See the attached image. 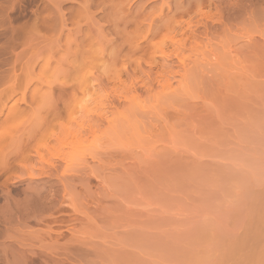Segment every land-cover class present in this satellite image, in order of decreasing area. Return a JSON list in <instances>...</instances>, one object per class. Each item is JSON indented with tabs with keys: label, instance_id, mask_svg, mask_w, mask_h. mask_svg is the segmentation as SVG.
<instances>
[{
	"label": "rangeland",
	"instance_id": "1",
	"mask_svg": "<svg viewBox=\"0 0 264 264\" xmlns=\"http://www.w3.org/2000/svg\"><path fill=\"white\" fill-rule=\"evenodd\" d=\"M263 187L264 0H0V264H186Z\"/></svg>",
	"mask_w": 264,
	"mask_h": 264
},
{
	"label": "bare ground",
	"instance_id": "2",
	"mask_svg": "<svg viewBox=\"0 0 264 264\" xmlns=\"http://www.w3.org/2000/svg\"><path fill=\"white\" fill-rule=\"evenodd\" d=\"M250 197V211L244 222L246 233L225 241L215 254V250L207 247L214 242V236L207 230H197L195 244L199 243L203 248L185 251L186 264H264V187Z\"/></svg>",
	"mask_w": 264,
	"mask_h": 264
}]
</instances>
